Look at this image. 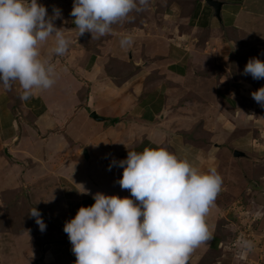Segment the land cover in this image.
<instances>
[{
    "label": "crops",
    "instance_id": "0c3cea01",
    "mask_svg": "<svg viewBox=\"0 0 264 264\" xmlns=\"http://www.w3.org/2000/svg\"><path fill=\"white\" fill-rule=\"evenodd\" d=\"M218 1L223 4L220 19L206 0H149L143 11H132L110 33L92 39L75 28L73 0H38L49 15L60 9L62 16L54 23L70 44L63 56L51 52L54 37L41 45L42 58L55 68L50 89L22 101L18 82L9 90L0 86V227H7L9 219L4 199L23 187L66 237L47 248L26 230L12 235L0 229V264H75L65 222L80 207L94 204L97 192L130 197L118 183L123 168L109 170L128 151L160 146L201 171L208 168L215 146L200 149L193 138L200 129L208 138L216 126L208 122L215 114L198 108L200 102L215 100L212 88L219 94V76L210 74L211 67L240 61L237 42L253 33L259 36L250 39L253 49L264 61V0ZM125 34L133 36V44L121 48ZM200 121L207 123L197 129ZM82 185L90 194L78 192ZM216 244L210 240L198 248Z\"/></svg>",
    "mask_w": 264,
    "mask_h": 264
},
{
    "label": "clouds",
    "instance_id": "9594fccd",
    "mask_svg": "<svg viewBox=\"0 0 264 264\" xmlns=\"http://www.w3.org/2000/svg\"><path fill=\"white\" fill-rule=\"evenodd\" d=\"M149 0H73L71 16L79 36L92 39L112 31V25L132 11H143ZM60 9L47 8L38 0H0V86L11 89L18 82L20 99L28 101L39 90L55 84V68L41 56V45L54 37L51 52L63 56L69 40L54 21ZM125 34L120 47L133 44ZM243 75L264 79V61L251 58ZM264 108V86L251 93ZM123 168L118 183L130 197L92 194L94 204L80 207L63 231L72 245L75 264H188L201 244L212 238L206 217L222 186L215 167L201 171L185 158L164 147L128 151L127 157L109 166ZM80 194L88 195L82 185ZM30 216L41 232L46 224L34 207ZM244 253L252 251L251 240L240 241Z\"/></svg>",
    "mask_w": 264,
    "mask_h": 264
},
{
    "label": "rangeland",
    "instance_id": "374dc122",
    "mask_svg": "<svg viewBox=\"0 0 264 264\" xmlns=\"http://www.w3.org/2000/svg\"><path fill=\"white\" fill-rule=\"evenodd\" d=\"M257 38L258 34L253 33L237 42L236 52H243L240 61H223L226 68L211 67L210 74L219 76L215 82L219 94L215 95L212 88L209 94L215 100L205 105L200 102L198 105L200 111L206 110L204 114H215L213 120L208 122L216 126L207 138L200 129L207 122L196 123L195 127L198 125L197 129L200 130L196 129L193 141L195 146L203 150L208 149L210 144L219 148L212 147V155L209 154L207 163L208 168L215 167L221 175L222 186L210 209V217L206 219L212 233L210 240H218L217 244L208 249H194L189 259L195 261H188V264H264V108L251 95L264 86V79L254 80L251 75L242 74L249 59L258 58L252 46ZM203 44L204 40L201 39L198 47L201 48ZM235 54H232L234 58ZM230 100L234 102L233 106L230 105ZM169 112L176 113L171 111V107ZM218 116L223 121H217ZM234 150L243 151L246 157H234ZM22 188L10 195L11 199H4L9 219L7 227L0 229L12 235L25 230L33 237L38 235L37 240L33 238V241L39 242L41 247L44 245L49 248L53 243L61 242V238L66 237L65 234L60 237L56 226L37 208L46 224L45 231L39 230L35 217L29 215L35 207L30 199L31 190L26 188L27 191H24ZM11 222L17 227L9 226ZM32 224L34 227L31 228ZM245 239L254 243L252 251L246 254L240 247V241Z\"/></svg>",
    "mask_w": 264,
    "mask_h": 264
},
{
    "label": "water",
    "instance_id": "95a60500",
    "mask_svg": "<svg viewBox=\"0 0 264 264\" xmlns=\"http://www.w3.org/2000/svg\"><path fill=\"white\" fill-rule=\"evenodd\" d=\"M206 3L212 7L215 10L214 16L217 17L218 19L221 18V10H222V2L218 0H206ZM92 117L97 118L95 114H92ZM87 155V153L85 154ZM234 157L236 158H243L246 157V153L240 150H234L233 152Z\"/></svg>",
    "mask_w": 264,
    "mask_h": 264
},
{
    "label": "trees",
    "instance_id": "16d2710c",
    "mask_svg": "<svg viewBox=\"0 0 264 264\" xmlns=\"http://www.w3.org/2000/svg\"><path fill=\"white\" fill-rule=\"evenodd\" d=\"M218 241V240H217Z\"/></svg>",
    "mask_w": 264,
    "mask_h": 264
}]
</instances>
